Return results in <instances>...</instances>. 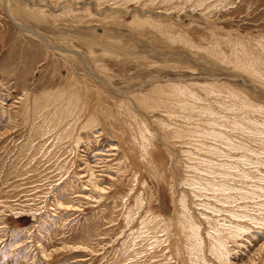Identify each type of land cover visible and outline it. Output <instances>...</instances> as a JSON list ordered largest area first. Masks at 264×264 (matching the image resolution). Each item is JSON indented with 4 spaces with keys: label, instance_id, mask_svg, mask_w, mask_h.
I'll list each match as a JSON object with an SVG mask.
<instances>
[{
    "label": "rangeland",
    "instance_id": "rangeland-1",
    "mask_svg": "<svg viewBox=\"0 0 264 264\" xmlns=\"http://www.w3.org/2000/svg\"><path fill=\"white\" fill-rule=\"evenodd\" d=\"M0 264H264V0H0Z\"/></svg>",
    "mask_w": 264,
    "mask_h": 264
}]
</instances>
